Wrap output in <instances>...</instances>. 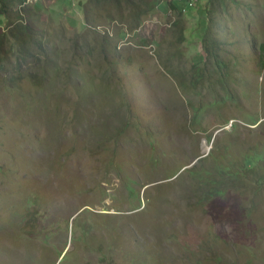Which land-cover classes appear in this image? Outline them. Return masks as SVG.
<instances>
[{"label": "rangeland", "instance_id": "rangeland-1", "mask_svg": "<svg viewBox=\"0 0 264 264\" xmlns=\"http://www.w3.org/2000/svg\"><path fill=\"white\" fill-rule=\"evenodd\" d=\"M171 1L0 13V264H264V184L202 200L189 171L227 145L264 156V0ZM27 23L41 44L21 63L5 35Z\"/></svg>", "mask_w": 264, "mask_h": 264}, {"label": "trees", "instance_id": "trees-1", "mask_svg": "<svg viewBox=\"0 0 264 264\" xmlns=\"http://www.w3.org/2000/svg\"><path fill=\"white\" fill-rule=\"evenodd\" d=\"M27 0H0V13L6 14L9 6L11 4L18 3L22 5L26 3ZM98 1V0H97ZM129 1V0H128ZM177 1V2H176ZM172 0L170 2V7L181 13V7L178 5V0ZM141 10L137 14V23L140 22L139 17L143 14ZM88 15L85 11V19L88 22ZM210 29L204 34L202 38L203 50L207 56V59L213 63V67L218 74L216 80L224 88H227L226 83L228 73V64L221 60L219 54V40L212 36ZM12 42L11 48L12 53L15 58L23 63L28 59L32 58V51H30L31 46H37L41 44L38 29L32 26V24H20L18 26H12L5 35ZM41 36V34H40ZM1 44V38H0ZM262 51L260 53V67H264V44L261 46ZM1 50V47H0ZM197 72V68L195 69ZM199 78L200 75H197ZM229 97H232L229 94ZM229 145L225 146L222 150L218 151L217 148L210 150L206 155L197 159V162L191 166L189 169L190 173H198V178L204 187L201 199L208 200L216 194H219L222 190V186L226 183H234L240 181L247 173L253 172L256 176V180L264 184V156L260 151H254L252 154H240L232 153ZM207 166H204L205 163ZM201 163H204L203 166Z\"/></svg>", "mask_w": 264, "mask_h": 264}, {"label": "water", "instance_id": "water-1", "mask_svg": "<svg viewBox=\"0 0 264 264\" xmlns=\"http://www.w3.org/2000/svg\"><path fill=\"white\" fill-rule=\"evenodd\" d=\"M200 157H202V156H200ZM200 157H198V158H200ZM198 158H197V159H198ZM197 159H196V160H197ZM62 256H63V255H62Z\"/></svg>", "mask_w": 264, "mask_h": 264}]
</instances>
